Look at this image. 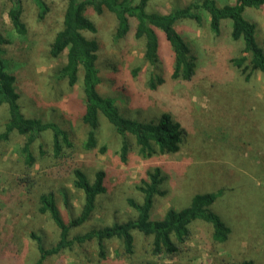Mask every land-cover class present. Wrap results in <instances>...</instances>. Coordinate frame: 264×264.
<instances>
[{
	"label": "rangeland",
	"instance_id": "374dc122",
	"mask_svg": "<svg viewBox=\"0 0 264 264\" xmlns=\"http://www.w3.org/2000/svg\"><path fill=\"white\" fill-rule=\"evenodd\" d=\"M21 1L27 33L20 35L13 28L8 15L12 6L9 0H0V27L11 40L6 46V59L9 71L17 77L22 112L28 117L60 123L74 138V158L90 178L98 170H104L108 176L109 189L101 196L98 208L89 221L73 228L72 234L134 218L136 213L127 199L141 202L143 194L136 186L141 185V178L148 179L147 172L159 168L165 177L162 189L166 193L156 196L153 219L162 217L169 208L187 207L195 194L222 191L212 210L231 229L227 242L215 244L211 228L195 222L178 261L234 264L250 260L253 264H264V75L258 72L246 80L232 64L231 59L240 54L243 41L232 40L230 22L224 24L219 36L211 32L205 12L201 23L189 19L178 22L177 29L182 36L196 42L192 44L196 74L192 80L183 81L172 76L173 55L162 32L158 31L159 60L152 68L143 59V39H137L130 31L115 41V16L90 9L89 17L96 32L86 34L97 39L100 46L99 91L115 98L126 117L150 120L159 119L165 113L186 131L179 151L157 153L150 158L132 153L123 163L119 153L121 137L103 116L97 132L98 146L83 149L88 127L73 115L77 113L76 103L82 99L80 88L70 89L55 82L52 76L54 69L65 62V54L57 59L49 55V45L62 26L65 1L45 0L49 11L42 20L33 0ZM190 1L151 0L147 8L165 14ZM219 1L224 4L234 0ZM244 15L256 24L257 40L264 49V12L248 9ZM155 75L161 76L164 82L152 89L150 80ZM7 117L6 111L0 108V132ZM49 140L50 135L40 138L33 148L35 154L38 146H45ZM23 141L22 136L13 134L11 142L0 144V188L4 190L0 192L5 197L4 203L0 199V250L5 249L9 257L16 252L17 256L14 255L20 261L9 262L6 256L0 259V264L36 263L37 246L29 237L33 229L43 236L47 246L58 240L55 224L47 216L36 213L30 194L25 199V191L17 192L13 183L8 182L11 174L7 167H14ZM102 146H106L104 152L100 150ZM38 180L39 187L46 183L40 177ZM63 183L70 208L62 202L60 209L67 217L77 216L83 194L71 187L69 177ZM134 234L137 253L128 261L117 252L118 243L111 242L107 245L109 260L98 262V249L92 242L62 250L45 264H144L145 261L169 264L168 260L150 257L146 248L140 249L145 239L138 232Z\"/></svg>",
	"mask_w": 264,
	"mask_h": 264
},
{
	"label": "trees",
	"instance_id": "16d2710c",
	"mask_svg": "<svg viewBox=\"0 0 264 264\" xmlns=\"http://www.w3.org/2000/svg\"><path fill=\"white\" fill-rule=\"evenodd\" d=\"M9 1L12 2L8 11L12 26L18 34L25 35L27 27L22 19V1ZM64 1L62 26L49 45V55L57 59L65 54V62L53 71L55 82L65 84L70 89L78 86L82 93V99L75 106L77 113L73 115L80 117L88 127L82 145L84 150L98 146L97 132L101 116L121 137L119 153L123 163L127 162L132 153L150 158L157 153L177 152L186 133L169 114L164 113L159 119L150 120L126 117L120 112L115 98L99 91V85L102 83L98 62L100 46L97 39L86 34L96 32V26L89 17L91 8L98 14L109 12L115 16L117 20L115 41L124 38L130 31H133L137 39H143V59L152 68L156 67L159 60L158 31L162 32L173 55L172 76L183 81L192 80L196 74V56L193 55V43L196 42H189L182 36L177 29L178 22L189 19L201 23L205 12L209 17L211 32L219 36L224 24L229 21L232 40L243 41L240 54L231 59L232 64L245 75L246 80L258 72L264 75V49L257 40L256 24L244 15L248 9L264 12V0H234L232 3L224 4H220L219 0H191L184 6L173 7L165 14L148 11L147 7L151 0ZM33 2L38 9V18L44 19L49 11L46 1ZM9 44L11 40L0 27V108L8 115L0 132V144L11 142L13 134L24 138L17 151L18 157L13 162L14 167H7L11 174L8 182L13 183L17 192L25 191L23 196L25 199L30 194V199L32 198L33 205L36 206V213L47 216L58 229V240L51 246L45 244L43 236L35 229L30 232L29 237L35 241L38 251L35 264H45L62 250L92 242L98 249V262L105 263L109 260L107 245L111 242L118 243L117 252L121 255L119 253L117 255L128 261L137 253L138 243L134 232H138L143 240L145 239L140 249L146 248L150 257L168 260L169 264H182L177 258L183 256L184 244L192 233L191 226L198 221L211 228L213 243L227 242L231 229L212 210V205L222 191L195 194L187 207L181 210L169 208L162 217L152 218L156 196H163L166 193L162 189L165 177L159 168L147 172L148 179L141 178V185L136 186L143 194L141 202L133 198L127 199L128 205L136 213L134 218L92 227L81 234H72V229L89 221L98 208L101 196L109 189L108 176L104 170H98L90 178L74 158L76 146L74 138L60 123L24 115L17 77L8 69L6 46ZM163 82L161 76L155 75L150 80V87L155 89ZM44 135H50V140L45 146L40 144L35 154L33 148ZM100 150L104 152L106 146H102ZM29 171L35 174H28ZM39 177L41 181H46L40 187ZM68 177L71 187L83 194L79 215L70 217L65 216L60 209L62 202L67 209L70 208L69 194L63 183ZM0 191L3 193V188H0ZM2 193L0 192V199L3 202L5 197ZM19 201L22 202L21 198ZM7 254L5 249L0 250V259L7 256L6 260L9 262H20L16 252L12 253L11 257ZM144 264L154 263L145 261ZM234 264L253 262L243 260Z\"/></svg>",
	"mask_w": 264,
	"mask_h": 264
}]
</instances>
